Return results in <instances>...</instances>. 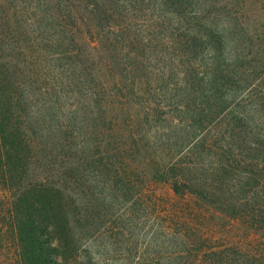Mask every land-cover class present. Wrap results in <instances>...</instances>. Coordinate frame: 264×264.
Instances as JSON below:
<instances>
[{
	"label": "trees",
	"instance_id": "trees-1",
	"mask_svg": "<svg viewBox=\"0 0 264 264\" xmlns=\"http://www.w3.org/2000/svg\"><path fill=\"white\" fill-rule=\"evenodd\" d=\"M0 264H264V0H0Z\"/></svg>",
	"mask_w": 264,
	"mask_h": 264
},
{
	"label": "rangeland",
	"instance_id": "rangeland-1",
	"mask_svg": "<svg viewBox=\"0 0 264 264\" xmlns=\"http://www.w3.org/2000/svg\"><path fill=\"white\" fill-rule=\"evenodd\" d=\"M158 190H159V191H160V190H161V191H164V186H163V185L159 186V187H158Z\"/></svg>",
	"mask_w": 264,
	"mask_h": 264
}]
</instances>
